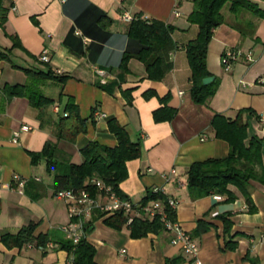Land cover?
Instances as JSON below:
<instances>
[{
    "label": "crops",
    "instance_id": "obj_1",
    "mask_svg": "<svg viewBox=\"0 0 264 264\" xmlns=\"http://www.w3.org/2000/svg\"><path fill=\"white\" fill-rule=\"evenodd\" d=\"M190 1L3 0L7 8L0 27V264H69L68 252L56 241L65 239L60 226L68 221L67 203L52 186L54 170L46 169L44 158L30 162L29 152L42 150L49 141L54 144L56 161L79 163L80 148L87 142L115 145L107 129L108 118L121 123L141 148L137 157L126 162L127 177L118 184L126 198L137 202L157 186L163 196L174 199L175 220L195 239L204 264H251V258L263 264L264 183L250 182L255 208L250 212L234 185L229 188L236 198L230 202L220 193L218 201L212 199L215 193L190 196L186 175L191 162L223 157L229 151L228 143L215 137L209 125L215 111L234 118L239 109H248L252 115L243 113L248 134L264 139V120L260 119L264 117V18L241 9L233 13L224 2L223 23L212 29L205 56L207 71L217 81L216 89L205 102L197 104L190 99V69L181 47L196 36L198 29L186 19L193 7ZM251 1L264 10V0ZM124 13L128 19H123ZM136 16L159 19L174 27L171 35L177 48L169 57L173 66L159 80L148 79L144 64L133 56L126 67L119 63L128 42L125 32L129 19ZM43 50L48 54L47 62L39 59ZM226 50L238 53L227 67L220 59ZM24 68L65 74L62 83L50 78L38 83L40 93L42 88H53L55 96L50 97L55 102L35 107L26 96L7 95L4 88L9 84L30 82ZM147 89L154 90L155 95L144 97ZM125 90L130 91L128 102ZM165 95L169 96L166 104L176 111L171 120L157 122L152 112L162 105L158 99ZM68 96L86 120V129L74 141L59 139L56 134ZM24 123L31 129L20 131L13 140L12 131ZM12 173L26 179L22 192L14 186L5 187ZM96 197L105 201L101 195ZM219 214H228L232 231L238 233L237 246L232 250L222 248ZM197 220L208 226L194 235ZM28 223H35V237H47L43 250L34 242L17 246L2 239L3 233L15 234ZM85 228V240L94 246L97 264L184 262L180 245L170 242L172 233L167 230L132 238L126 227L114 229L101 217L91 216ZM121 249L125 250L122 254Z\"/></svg>",
    "mask_w": 264,
    "mask_h": 264
},
{
    "label": "trees",
    "instance_id": "obj_2",
    "mask_svg": "<svg viewBox=\"0 0 264 264\" xmlns=\"http://www.w3.org/2000/svg\"><path fill=\"white\" fill-rule=\"evenodd\" d=\"M229 4V10L233 13L238 10H247L254 16L264 18V10L261 9L254 1L251 0H191L192 10L186 19L189 23L197 25V34L194 38L186 41L181 47L186 53V60L189 65L190 99L201 104L208 97L213 95L216 89V79L210 83L202 84V78L212 76L207 71L206 59L208 42L212 37V29L223 23L221 9L224 2ZM6 8L3 0H0V27L6 20ZM174 29L172 24L160 21L159 19L140 18V16L131 17L125 34L128 37L125 51L119 61L122 67H126V61L133 56L144 64L145 75L150 80H159L164 73L172 69L173 61L170 60V53L176 49V44L171 35ZM2 57L3 54H0ZM29 75L30 82L22 85L6 86L7 95L26 96L32 106L49 105L55 100L47 97L38 91V83L45 79H52L59 83L63 82L65 74L57 75L49 70H32L25 69ZM124 96L126 101L130 100V91L125 90ZM144 97L155 95V91L147 89ZM62 95H59L60 100ZM168 95L161 96L158 100L163 102L160 107L152 112L155 121H168L174 117L176 108L166 104ZM63 113L58 117L56 134L59 139L74 141L79 132L86 129V120L80 117L78 106L74 103L72 97H66L63 103ZM252 115L248 109H239L234 118L226 116L223 113H213L210 120L214 136L226 141L229 145L227 155L223 157L204 158L203 160L190 163L187 168L186 183L190 191V196L200 197L208 194H221L225 196V201L235 200L236 195L229 188L234 185L238 192L244 196L247 203V209L252 212L255 208L249 194L251 181H261L264 183V139L257 135L248 134L247 121L243 113ZM107 129L114 138L115 145H103L96 143L94 140L87 142L80 148L81 161L79 163L56 161L54 144L47 141L42 150L38 152H29L30 162L37 163L39 158H44L46 169L53 171V188L73 189L75 191L84 189L95 198L102 191L91 182L97 178L103 185L108 186L118 195L119 198L125 199L124 193L121 192L118 184L127 177L126 162L134 159L140 154L141 148L136 139L132 140L124 126L118 123L114 118H108ZM160 200L163 205L166 202L162 192L153 193L152 189L146 191L140 200L136 203L145 205L150 200ZM166 206V205H165ZM169 219L175 220V211L165 207ZM92 219L102 218L108 227L122 229L126 227L132 238L146 236L148 233H158L165 231L164 225L157 216L144 217L135 216L131 223H127V215L122 210L107 213L99 211L98 208L91 212ZM221 223H223L222 237L223 249L232 250L237 246L238 233L232 231V222L228 214H219ZM193 234L197 235L207 229L208 224L202 220H197ZM35 223L20 227L15 234L3 233L2 239L6 244L22 246L34 242L35 245H44L47 237L42 235H33ZM86 229V228H85ZM190 237L191 234H188ZM58 246L65 249L70 257L69 264H97L94 260V246L85 240V236L76 243H71L66 239L56 240ZM251 264H260L255 259H249ZM175 260H167L165 264H175ZM264 264V261H263Z\"/></svg>",
    "mask_w": 264,
    "mask_h": 264
},
{
    "label": "built area",
    "instance_id": "obj_3",
    "mask_svg": "<svg viewBox=\"0 0 264 264\" xmlns=\"http://www.w3.org/2000/svg\"><path fill=\"white\" fill-rule=\"evenodd\" d=\"M65 1V0H62ZM129 16L124 13L123 19H128ZM238 53L226 50L221 56V63L223 65L230 66L231 61L234 60ZM248 57V56H247ZM39 59L41 61L47 62L49 57L47 52L43 50L39 55ZM247 59H250L249 57ZM59 72V71H58ZM182 93V92H180ZM97 116H103L102 113H95ZM260 119L264 120V117L261 116ZM31 127L26 125V123L22 124L18 130L12 131L13 140H15L20 131H28ZM11 181L9 183H5V187L11 188L14 186V190L18 192H22L23 186H25L26 179L21 177L15 173L11 175ZM96 187L100 191H102L99 195L105 200L104 202L98 201L97 197L95 198L89 194V192L84 189L75 191L73 189H60L56 191V195L60 197L64 202L67 203L68 206V221L60 226V230L65 234V239L71 241V243H76L79 239L83 238L86 229L85 224L87 219L91 216V212L98 208L99 211H105L107 213H113L117 210H122V212L127 215V223H131L133 217L139 215L144 217L157 216L160 218L162 225L167 230V232H171L172 235L170 237V242L172 244H179L181 252L184 255V262L180 264H204L202 260L198 256L197 251V243L194 238H191L188 232L184 231L180 225L177 224L176 220H171L168 217V214L165 210V207L174 210L176 208V201L172 198L165 197L166 202L163 203L160 200H150L149 203L145 205H139L128 198H119L116 193H114L110 187L102 184L100 180L97 178L91 180ZM0 183H2V178L0 177ZM13 184V185H12ZM152 189L153 193H158L160 188L155 186ZM212 199L218 201L220 196L217 194H212ZM166 205V206H165ZM213 214H216L215 212ZM27 243V245H29ZM46 244V243H45ZM45 244L35 245L39 250H43ZM125 250L121 249L119 251L122 254Z\"/></svg>",
    "mask_w": 264,
    "mask_h": 264
},
{
    "label": "rangeland",
    "instance_id": "obj_4",
    "mask_svg": "<svg viewBox=\"0 0 264 264\" xmlns=\"http://www.w3.org/2000/svg\"><path fill=\"white\" fill-rule=\"evenodd\" d=\"M225 4H226V5H229L227 1L225 2ZM52 89H53V88H50V89L42 88V89H40V91H41L42 94H45L46 96H49V97H50V96H55V95H54L55 93H53ZM87 232H88V230H87V228H86V233H87Z\"/></svg>",
    "mask_w": 264,
    "mask_h": 264
},
{
    "label": "water",
    "instance_id": "obj_5",
    "mask_svg": "<svg viewBox=\"0 0 264 264\" xmlns=\"http://www.w3.org/2000/svg\"><path fill=\"white\" fill-rule=\"evenodd\" d=\"M213 79H214L213 76H207V77H204V78H202V84L210 83ZM263 144H264V143H263ZM90 229H91V228L89 227V230H90Z\"/></svg>",
    "mask_w": 264,
    "mask_h": 264
}]
</instances>
